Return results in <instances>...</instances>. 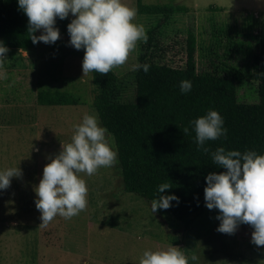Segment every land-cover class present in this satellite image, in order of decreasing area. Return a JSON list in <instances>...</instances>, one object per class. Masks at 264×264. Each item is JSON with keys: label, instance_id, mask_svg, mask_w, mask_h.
<instances>
[{"label": "rangeland", "instance_id": "374dc122", "mask_svg": "<svg viewBox=\"0 0 264 264\" xmlns=\"http://www.w3.org/2000/svg\"><path fill=\"white\" fill-rule=\"evenodd\" d=\"M149 3L185 5L188 12L172 14L165 23L161 15L136 14L134 22L145 31L159 24L155 36L171 64L185 59L186 30L193 20L195 62L199 70H222L223 65L242 67L248 75L253 36L264 34V0H141ZM136 9V0H123ZM67 23L72 18L69 15ZM58 39L33 48H8L0 73V169L18 167L0 189V264H138L144 249L169 244L181 247L188 264H264V245L250 242L252 227L237 225L232 234L216 231L218 210L202 207L190 214L191 221L178 220L166 209L152 213L150 201L123 189L117 163L99 167L93 174L79 175L87 192L86 206L76 215H56L42 224L35 208L33 186L39 181L46 157L58 153L70 140L73 125L85 112H95L92 74L83 75V49L68 44V33L55 20ZM40 30L36 31V35ZM145 42V41H144ZM144 42L137 41L127 61L112 69L117 77L116 101H135V72L131 65ZM40 89L68 91L76 105H41ZM239 100L255 97L254 81L238 87ZM97 114V113H96ZM99 120V118H98ZM100 123V121H99ZM101 124V123H100Z\"/></svg>", "mask_w": 264, "mask_h": 264}, {"label": "trees", "instance_id": "16d2710c", "mask_svg": "<svg viewBox=\"0 0 264 264\" xmlns=\"http://www.w3.org/2000/svg\"><path fill=\"white\" fill-rule=\"evenodd\" d=\"M138 14L161 15V23L177 12H188L185 5L149 3L136 0ZM61 31L67 33V18L60 19ZM27 17L17 9L16 0H0V42L7 48L30 49L35 46L26 31ZM193 20L186 30L185 59L182 65L165 58L155 36L159 24L146 32L147 40L136 63L149 64V70L135 72V101H116L117 77L112 69L106 74L91 72L95 93L92 106L102 126L114 138L122 187L151 201L157 186L169 183L164 193L178 198L166 210L178 220L191 221L204 206V177L209 172L224 171L209 155L217 147L226 150L264 152V34L253 36L255 48L249 50L250 69L223 65L210 71L197 68L194 52ZM36 35V32L34 33ZM5 61L0 60V67ZM187 79L191 89L179 91V81ZM254 81L255 99L239 100L238 87ZM36 100L41 105H76L78 98L68 91L40 89ZM214 109L224 119L225 135L206 140L197 148L189 121ZM187 127L189 131L183 130ZM206 147L208 152L203 148ZM240 226H249L239 223ZM180 251H182L181 247Z\"/></svg>", "mask_w": 264, "mask_h": 264}, {"label": "clouds", "instance_id": "9594fccd", "mask_svg": "<svg viewBox=\"0 0 264 264\" xmlns=\"http://www.w3.org/2000/svg\"><path fill=\"white\" fill-rule=\"evenodd\" d=\"M17 9L27 17L26 31L32 43L51 44L59 37L55 27L57 18L71 15L66 25L68 44L83 49L81 70L83 75L96 72L106 74L123 65L137 41L144 42L147 35L143 23L134 22L136 9L123 0H16ZM39 31L38 35L34 33ZM8 48L0 42V60L6 58ZM147 63H135L131 70H149ZM6 78L0 73V79ZM192 85L187 79L179 81V91L187 93ZM197 148L206 140H215L226 134L224 119L217 110L209 109L204 115L189 121ZM67 143L61 142L57 154L46 157L39 181L33 186L34 205L42 224L56 215L70 218L86 206L87 187L79 173L93 174L99 167L117 163V152L112 134L102 126L98 114L85 112ZM189 131L187 127L183 130ZM208 152L206 147L203 148ZM211 161L221 172L205 175L203 198L205 207L216 208L219 221L216 231L232 234L239 223L252 227L250 242L264 245V152L255 150H226L217 147L209 153ZM18 167L0 169V189L6 188L11 177H18ZM169 183L157 186V196L150 201V210L167 209L179 198L174 193L162 194ZM197 256L186 257L180 248L169 244L157 249H144L138 264H188Z\"/></svg>", "mask_w": 264, "mask_h": 264}]
</instances>
